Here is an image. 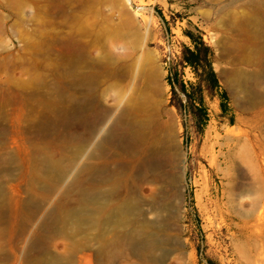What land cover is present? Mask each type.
<instances>
[{"label":"rangeland","instance_id":"obj_1","mask_svg":"<svg viewBox=\"0 0 264 264\" xmlns=\"http://www.w3.org/2000/svg\"><path fill=\"white\" fill-rule=\"evenodd\" d=\"M257 2L264 4V0H0V132L12 138L3 176H25L33 148L44 145L47 152L38 159L58 161L62 164L58 173L62 169L76 173L86 162L87 155L77 160L75 145L79 135H87L85 124L92 116L77 121L68 109L63 116L49 117L53 131L47 139H41L39 127L27 132L29 113L40 99L56 104L73 92L68 60L74 49L83 74L91 73L93 66L105 72L83 83L98 105L112 108L117 96L128 97L142 88L156 100L153 109L166 112L177 154L168 168L175 185L167 189L175 219L167 221L169 230L157 239L165 251L170 243L180 242L183 253L173 252L165 264H264V148L259 149L264 144V105L242 107L241 95L232 92L226 79L231 70L250 71L254 66L250 50L234 52L231 47L244 26L241 21ZM186 30H199L212 48L213 67L228 96L224 113L219 96L206 93L209 121L202 134L193 120L185 121L171 105L167 81L170 63L178 60L183 46H190ZM182 71L185 83L196 81L190 68ZM232 129L243 133L236 137L229 133ZM245 152H255L258 165L243 162ZM20 186L14 196L29 201L28 193L22 192L25 185ZM0 189L8 192L4 179ZM64 191L56 190L50 210L65 199ZM43 196L38 192L33 202ZM258 218L260 229L255 227ZM39 226L30 223L22 238L16 232L5 235V227L0 228V264H23L26 256L46 251L66 257L67 241L53 238L48 247ZM91 264L98 261L93 258ZM112 264L138 260L124 255Z\"/></svg>","mask_w":264,"mask_h":264},{"label":"bare ground","instance_id":"obj_2","mask_svg":"<svg viewBox=\"0 0 264 264\" xmlns=\"http://www.w3.org/2000/svg\"><path fill=\"white\" fill-rule=\"evenodd\" d=\"M250 8L231 49L250 50L254 66L250 71L231 70L226 74L230 89L241 95L239 103L244 108L264 105V4L257 2ZM70 57L73 92L56 104L48 98L40 99L29 113L27 132L39 127L41 139H47L53 131L49 117L63 116L68 109L77 121L92 116L93 120L85 124L87 135H79L75 145L77 160L87 155L86 162L76 173L67 169L58 173L57 167L62 168L58 161L38 159L47 152L44 145L33 148L25 176L4 177L2 167L9 159L12 138L0 132V180L4 179L8 189H0V228L5 227V235L16 232L22 238L30 223H40L48 247L53 238L67 241L66 257L46 251L36 257L26 256L23 264H91L93 258L98 264H112L124 255L137 259L138 264H165L173 252L183 253L180 242L168 243L165 251L157 239L169 230L167 221L175 219L167 189L175 185L168 168L177 154L166 112L153 109L156 100L142 88L128 97L117 96L112 108L98 105L83 83L85 79L101 78L105 72L93 66V71L85 75L74 49ZM239 123L246 121L240 119ZM249 129L255 127L249 125ZM229 133L237 137L243 132L232 129ZM262 148L264 144L260 143ZM241 158L251 166L258 165L255 152H245ZM20 184L25 185L22 192L28 193L29 201L14 196L20 193ZM59 188H64L66 197L50 210ZM38 192L44 196L33 202ZM261 221L257 219V229Z\"/></svg>","mask_w":264,"mask_h":264},{"label":"trees","instance_id":"obj_3","mask_svg":"<svg viewBox=\"0 0 264 264\" xmlns=\"http://www.w3.org/2000/svg\"><path fill=\"white\" fill-rule=\"evenodd\" d=\"M185 36L190 40V46H183L178 60L169 65L167 81L171 87V105L177 108L185 121L193 120L202 134L209 121L206 93L210 96H219L220 107L224 113L228 111V96L221 89L218 75L213 67V50L204 41L201 32L186 30ZM185 68L192 70L195 82L185 83L182 71ZM230 123L233 125L234 121L231 119Z\"/></svg>","mask_w":264,"mask_h":264}]
</instances>
